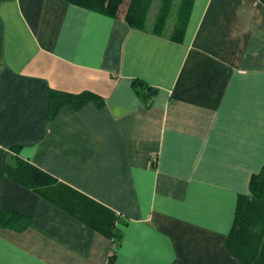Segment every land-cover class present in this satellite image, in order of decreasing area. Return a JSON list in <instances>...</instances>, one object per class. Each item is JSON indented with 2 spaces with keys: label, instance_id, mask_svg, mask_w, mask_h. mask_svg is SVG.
I'll use <instances>...</instances> for the list:
<instances>
[{
  "label": "crops",
  "instance_id": "0c3cea01",
  "mask_svg": "<svg viewBox=\"0 0 264 264\" xmlns=\"http://www.w3.org/2000/svg\"><path fill=\"white\" fill-rule=\"evenodd\" d=\"M171 35L65 0H0V219H30L0 226V264H264L249 186L264 166V4L194 0L182 42ZM51 92L105 104L50 118ZM16 157L56 182L20 184L4 169Z\"/></svg>",
  "mask_w": 264,
  "mask_h": 264
},
{
  "label": "trees",
  "instance_id": "16d2710c",
  "mask_svg": "<svg viewBox=\"0 0 264 264\" xmlns=\"http://www.w3.org/2000/svg\"><path fill=\"white\" fill-rule=\"evenodd\" d=\"M69 4L76 5L91 11L99 12L113 18H124L128 24L136 29L155 33L164 34L168 29V20L176 0H162L159 13L152 25H148V18L155 0H65ZM264 4V0H260ZM194 0H181L177 13V21L171 29V39L175 42H182L185 28L188 23L190 11ZM133 87L138 96L147 107H151L155 90L151 89L145 82L135 80ZM146 90L149 92H146ZM89 103H95L103 107L105 102L100 96L85 92L79 95L59 94L51 92L49 117L56 114L63 106L71 105L75 109H80ZM5 174L15 179L20 184L28 188H40L51 185L56 182L48 173L32 165L20 157L12 158L5 164ZM251 194L260 199H264V166L257 175L250 180ZM30 219L26 216L16 213H6L2 211L0 226L1 228L14 229L22 231L27 228ZM114 256L111 258L113 262Z\"/></svg>",
  "mask_w": 264,
  "mask_h": 264
},
{
  "label": "rangeland",
  "instance_id": "374dc122",
  "mask_svg": "<svg viewBox=\"0 0 264 264\" xmlns=\"http://www.w3.org/2000/svg\"><path fill=\"white\" fill-rule=\"evenodd\" d=\"M180 1L181 0H176V3L172 8V11H171V14H170V17L168 20V29L167 30H170V32H171V29L174 27V25L176 24V21H177V13H178ZM161 5H162V0H155L154 1L152 8H151V11H150V14H149V18H148V25L149 26L152 25L153 22L155 21V19L157 18Z\"/></svg>",
  "mask_w": 264,
  "mask_h": 264
}]
</instances>
